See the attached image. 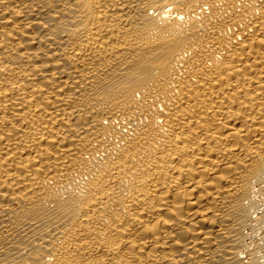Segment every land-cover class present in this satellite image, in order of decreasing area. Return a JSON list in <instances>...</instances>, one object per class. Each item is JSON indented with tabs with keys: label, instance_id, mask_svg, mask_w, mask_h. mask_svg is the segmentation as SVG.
<instances>
[{
	"label": "bare ground",
	"instance_id": "bare-ground-1",
	"mask_svg": "<svg viewBox=\"0 0 264 264\" xmlns=\"http://www.w3.org/2000/svg\"><path fill=\"white\" fill-rule=\"evenodd\" d=\"M263 190L264 0H0V264H264Z\"/></svg>",
	"mask_w": 264,
	"mask_h": 264
},
{
	"label": "rangeland",
	"instance_id": "rangeland-1",
	"mask_svg": "<svg viewBox=\"0 0 264 264\" xmlns=\"http://www.w3.org/2000/svg\"><path fill=\"white\" fill-rule=\"evenodd\" d=\"M259 196L260 197H258V198H261V199H263L264 200V190L263 191H261L260 192V194H259ZM264 201H261L260 202V206L258 205V207H260V208H257V211H256V213H255V216L256 217H261V215L263 214L262 212H264L263 210H264ZM262 205V206H261ZM260 210V211H259ZM258 231H256V233H257ZM246 233H248V237H247V243H248V245H250L251 246V244H253V246H251L252 248L253 247H257V249H258V254H259V256H260V260H261V262H263L264 263V238H263V233H262V231H259V233H253V232H251V231H246ZM253 233V235H251V234ZM255 234V235H254ZM257 235V236H256ZM256 237H257V239H256ZM259 237V238H258ZM261 240V241H260ZM248 257H249V255H248ZM248 257H246L248 260H249V258Z\"/></svg>",
	"mask_w": 264,
	"mask_h": 264
}]
</instances>
